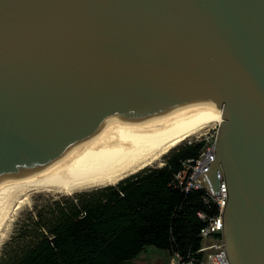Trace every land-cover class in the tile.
<instances>
[{"label": "water", "instance_id": "water-1", "mask_svg": "<svg viewBox=\"0 0 264 264\" xmlns=\"http://www.w3.org/2000/svg\"><path fill=\"white\" fill-rule=\"evenodd\" d=\"M220 108L197 181H224L228 262L264 264V0H0V199L127 167Z\"/></svg>", "mask_w": 264, "mask_h": 264}, {"label": "trees", "instance_id": "trees-1", "mask_svg": "<svg viewBox=\"0 0 264 264\" xmlns=\"http://www.w3.org/2000/svg\"><path fill=\"white\" fill-rule=\"evenodd\" d=\"M201 146L185 144L160 168L99 188L89 199L73 198L53 221L37 224L32 241L4 264H130L148 244L182 253L196 250L202 226L196 211L206 208L204 191L184 196L169 182L180 161L196 156Z\"/></svg>", "mask_w": 264, "mask_h": 264}, {"label": "built area", "instance_id": "built-area-1", "mask_svg": "<svg viewBox=\"0 0 264 264\" xmlns=\"http://www.w3.org/2000/svg\"><path fill=\"white\" fill-rule=\"evenodd\" d=\"M218 124L202 136V146L196 156L180 161V169L173 174L169 186L187 196L192 191H204L201 199L205 209L196 211V216L202 222L198 231L201 244L196 250L185 253L179 250H167L170 264H230L226 258L221 238V214L226 200L224 181L220 182V195L212 196L206 192L202 183L197 181L198 173L207 167L214 158V147L217 138ZM201 138V137H200ZM214 208L213 211H211ZM211 211V212H210ZM222 245V246H220Z\"/></svg>", "mask_w": 264, "mask_h": 264}, {"label": "rangeland", "instance_id": "rangeland-1", "mask_svg": "<svg viewBox=\"0 0 264 264\" xmlns=\"http://www.w3.org/2000/svg\"><path fill=\"white\" fill-rule=\"evenodd\" d=\"M216 125L217 123L215 122L209 125V128L207 129L209 133L212 132V129ZM204 132L205 131L192 135L175 146L161 158V164L158 162L153 163L152 165L147 166L144 169L127 177L142 173L143 171L162 167L167 158L171 156V154H173L178 148L185 144L202 142L200 139H202L201 136ZM106 186L76 191L72 194L44 190L32 191L29 201L24 202L18 209L15 210V212L12 213L11 220L9 221L8 225L4 227V236L0 238V264L6 263L8 260V255L17 251L19 247L32 241V236L34 233L33 231H35V228L38 227L37 224H47L53 221L55 216L59 214L60 209L65 207V205L73 198L82 195L81 198L83 200L89 199L92 196H96L95 194L92 195L90 192H96L97 189ZM136 262L145 264H170V256L167 250H163L155 247L152 244H148L145 245V248L133 260V264Z\"/></svg>", "mask_w": 264, "mask_h": 264}, {"label": "bare ground", "instance_id": "bare-ground-1", "mask_svg": "<svg viewBox=\"0 0 264 264\" xmlns=\"http://www.w3.org/2000/svg\"><path fill=\"white\" fill-rule=\"evenodd\" d=\"M221 114L222 108H220L218 115L194 124L162 140L127 167L99 174L31 179L9 189L0 199V238L4 236V227L7 226L11 220L12 213L15 212V210L24 202L29 201L32 191L44 190L72 194L76 191H82L94 187L115 185L123 178L134 174L153 163L158 162L161 164V158L188 137L205 131L202 133L203 136L208 131L207 129L210 124L215 122L219 125L222 121Z\"/></svg>", "mask_w": 264, "mask_h": 264}, {"label": "flooded vegetation", "instance_id": "flooded-vegetation-1", "mask_svg": "<svg viewBox=\"0 0 264 264\" xmlns=\"http://www.w3.org/2000/svg\"><path fill=\"white\" fill-rule=\"evenodd\" d=\"M130 264H133V262H132V263H130ZM134 264H145V263H138V262H136V263H134Z\"/></svg>", "mask_w": 264, "mask_h": 264}]
</instances>
